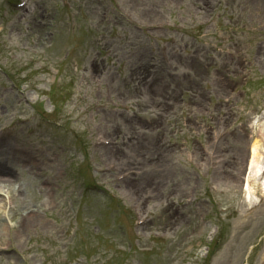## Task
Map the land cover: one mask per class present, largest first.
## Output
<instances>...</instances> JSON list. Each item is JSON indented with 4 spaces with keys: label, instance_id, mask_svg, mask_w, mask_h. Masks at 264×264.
Listing matches in <instances>:
<instances>
[{
    "label": "rangeland",
    "instance_id": "obj_1",
    "mask_svg": "<svg viewBox=\"0 0 264 264\" xmlns=\"http://www.w3.org/2000/svg\"><path fill=\"white\" fill-rule=\"evenodd\" d=\"M258 1L0 0V264H264Z\"/></svg>",
    "mask_w": 264,
    "mask_h": 264
},
{
    "label": "bare ground",
    "instance_id": "obj_2",
    "mask_svg": "<svg viewBox=\"0 0 264 264\" xmlns=\"http://www.w3.org/2000/svg\"><path fill=\"white\" fill-rule=\"evenodd\" d=\"M206 3H208V1ZM255 6H260L261 12L264 15V0H259ZM262 56L264 59V53H262ZM251 124L255 126L259 125L261 127L262 134L255 140V143H261V149L260 151L258 149L253 150V154L249 163L250 166L246 175V180H244L243 184V187L246 191V199L248 201H251L254 198L253 194L256 190L255 184H258L260 185V187L264 188V144H262L264 143V112L262 113V116H255L254 118H252ZM9 154L10 152L8 148L2 150L0 146V210L8 208V205L4 204V199H7L8 195L7 197H5L1 192L2 187L6 186H3L2 183L8 184V182H10L9 178H11V168H9V165L7 164V161L10 160ZM8 198L10 201V197ZM33 215L36 216V212L30 213V217H32ZM7 229H10V225L8 226L5 223H0V234L5 235Z\"/></svg>",
    "mask_w": 264,
    "mask_h": 264
}]
</instances>
